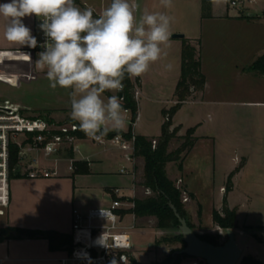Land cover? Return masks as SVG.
I'll return each mask as SVG.
<instances>
[{"label":"crops","instance_id":"1","mask_svg":"<svg viewBox=\"0 0 264 264\" xmlns=\"http://www.w3.org/2000/svg\"><path fill=\"white\" fill-rule=\"evenodd\" d=\"M8 2L11 0H0V4ZM75 2L81 8H94V15H98L111 0ZM138 3L141 12L146 9L149 12H164L172 16L174 19L171 33L184 34V38L189 39L197 48V57L202 63V72L206 76L204 89L193 93L171 117L174 127L179 126L181 132L185 133L189 128H195L196 141L183 158L179 174L171 173L168 169V176L174 181L176 179V182L182 180L180 185L189 197L186 201L187 207L194 216L192 224L198 226H194V230L202 226V231L196 232L210 234L212 230L205 229L215 224L214 209L222 210L226 185L219 187L223 196L217 203H212L209 210L211 221L208 222L201 201L202 193L194 177L208 179L209 186L212 185L211 180L216 177L219 160L224 151L218 135L212 130H217L216 122L218 123L217 119L223 109L226 112L236 111L244 105L256 103L253 100L257 97H264V74H258L251 68L264 53L260 55L244 53L236 57L235 61L225 59L227 55L225 56L224 47H220L222 40L225 41V32L217 26L226 21L244 26L245 22H251L244 18L256 16L255 13L242 15L239 12L231 16L227 9L221 10L217 7L215 0H212V17L202 16V0H173L171 9L164 8L160 0H138ZM139 14L137 13L138 16ZM23 22L37 37L35 16L25 17ZM4 26L5 21L0 17V53H3L0 55V102L11 101L29 117L45 116L54 123L78 124L70 117V90L51 88L45 72L35 62L38 59L36 48L8 42L4 38ZM239 41L243 42L242 40L235 42ZM229 47L233 49L231 44ZM182 49L183 38H173L171 35L169 44L164 49L167 55L152 64L144 75L131 77L132 83L141 92L136 98L138 117L132 129L136 135L154 138L161 134L165 122L163 111L171 109L178 102L176 87L181 76ZM26 54H30L31 58ZM166 64H171L172 69L167 70ZM120 92H106L104 98L113 94L120 96ZM263 97H260L261 103H264ZM126 117V127L120 132H128L130 129L131 116L126 114ZM151 122H155L157 126L159 124V133L151 134L147 131ZM120 132L109 133L117 135ZM105 139L104 143H99L89 137H77L69 148L73 151V157H68V153L63 159L59 157L57 176L28 178L23 175L11 178L8 205L0 214L5 217L0 220V264H61V258L68 253L70 247L52 248L49 240L42 237L18 238L15 237L17 232L10 228L55 231L72 236L75 208L87 211L108 206L102 203L87 205L84 199V194L96 189L99 179L107 175L115 173L121 175V178L118 184L105 186V193H110L114 197L113 190L119 188L124 197L130 200L136 197L137 188L144 187L142 185L144 178L138 177L145 162L144 158L135 155L132 148L124 150L114 144L110 137L106 136ZM89 141L92 142V147L87 144ZM35 155L38 156L41 166L54 167L55 162L46 160L42 153ZM66 160L87 163L89 171L76 172V167L71 170L68 162L63 163ZM113 163L119 164L116 172L109 169ZM122 169H126L128 173H121ZM232 169L233 167L226 169L225 172L223 170L225 178L228 179ZM235 190L233 182V189L227 194V199L230 208L237 209L238 204L232 199ZM215 227L213 230L219 234L225 230L216 224Z\"/></svg>","mask_w":264,"mask_h":264},{"label":"clouds","instance_id":"2","mask_svg":"<svg viewBox=\"0 0 264 264\" xmlns=\"http://www.w3.org/2000/svg\"><path fill=\"white\" fill-rule=\"evenodd\" d=\"M166 9L173 0H160ZM75 0H11L0 4L4 38L35 49L38 39L23 18L35 16L44 35L36 64L49 86L70 90V117L90 139L103 143L109 132L126 127L120 92L126 77H140L166 56L173 17L164 12L140 11L138 0H111L98 15ZM137 13H140L139 16ZM3 55V53H0ZM31 58L30 54H26ZM167 70L172 69L166 64Z\"/></svg>","mask_w":264,"mask_h":264},{"label":"rangeland","instance_id":"3","mask_svg":"<svg viewBox=\"0 0 264 264\" xmlns=\"http://www.w3.org/2000/svg\"><path fill=\"white\" fill-rule=\"evenodd\" d=\"M215 5L221 10L227 9L231 16H234V14L238 12L236 9L229 8L226 0H215ZM254 12L256 17H251L250 19L244 18L251 21L249 23L245 22L244 26L238 23H229L227 21L222 22L220 25L218 24L217 27H220L225 32V41L222 40L220 45V47H224L225 56L227 55L225 59H232V61H235L237 59L236 57L244 53L248 54V52H250L251 55H260L264 53V2L261 6L257 7V10ZM242 29H245V31ZM236 40H242L243 42L239 41L236 43ZM230 44L233 49H230ZM256 72L258 74H264L258 71ZM261 95H263V93ZM260 97L253 100L256 103L244 105L239 110L231 112H226L225 109L222 110V114L217 119L219 121L218 123L216 122L217 130H212L213 133L218 135L224 151L219 160L216 177L211 180L212 185L210 186V181L208 179L204 177H194V181L201 190L203 210L206 221L209 222L211 221L209 210L212 203H217L223 196L220 193L219 187L227 184L228 179L225 178L223 170L225 172L226 169L233 167L232 172L234 174L232 180L235 183L236 190L232 199L238 204V208L236 209V213L238 214V226L233 231L237 243L242 250V255L237 264H241L245 257H252V259L258 260L264 264V103L260 102ZM262 99H264V97ZM158 126L155 122H151V126L147 131L151 134H157L160 131ZM173 127L174 125H172V129ZM216 127L214 126L215 129ZM192 137H196L195 132L191 136L187 131L184 133L179 130L177 136L171 140L169 150L175 151L182 148L184 142H188ZM22 139V136H18V141ZM71 143L72 141L63 145L59 152L60 159L67 156V150L71 148ZM87 144L90 147L93 146L90 141ZM184 154L185 151L181 153V157L177 161H172L167 164V174L168 169L171 173L174 172L176 175L179 174L178 170L185 157ZM67 162L71 165V161L68 160L63 163L66 164ZM13 166L12 170L15 168L16 170H23L25 168V163L21 162L19 157V160L16 164H13ZM118 166V163H113L109 169L110 171L116 172ZM73 167L75 169L74 165ZM144 168L145 162L138 174L139 179H141V177L144 178ZM120 178L121 175L113 173L107 175L105 178L99 179L98 187L84 194L85 203L87 205L99 203L104 205L109 204L113 197L110 193H105V186L118 184ZM178 181L176 182V179L174 181L176 186L184 190L182 185H180L181 182ZM150 194H152L150 189L147 190L145 186H139L135 198H145ZM184 197L185 193H182V209L185 212L187 220L192 223L194 221V216L189 212ZM122 200L125 203V208H130L132 206V201L129 198L123 197ZM199 212L200 211H198V213ZM124 213H126L124 215L126 216L124 218V223L131 234L133 252L135 253L134 258L139 262L146 264L162 260L170 253L173 252L172 254L175 255L176 251L183 248L181 242L175 239V236L181 234L179 227L177 224H174V221L170 217L166 218L165 227L163 229H158L156 227L157 219L154 216L136 217V219H134L130 211L127 210ZM4 218L5 217L0 216V220ZM193 226L198 227L195 224H193ZM199 227L200 228H197L195 231H202V226ZM215 228L214 224V226H210L205 230H212L209 233L217 235L219 233L213 230ZM222 232L221 243L226 241V230ZM205 233L208 232L205 231ZM180 264L207 263L197 258L182 257Z\"/></svg>","mask_w":264,"mask_h":264},{"label":"built area","instance_id":"4","mask_svg":"<svg viewBox=\"0 0 264 264\" xmlns=\"http://www.w3.org/2000/svg\"><path fill=\"white\" fill-rule=\"evenodd\" d=\"M226 2L229 8L236 9L239 14L249 15L255 13L254 11L264 0H226ZM35 20L38 42L43 43L45 38L38 27L41 21L36 17ZM39 43L36 48L37 53L42 50ZM140 94L139 88L135 86V99ZM125 109L126 114L131 116L129 122L133 128L137 118L132 120L131 110ZM78 130L77 123H54L45 117H29L11 101L0 102V214L8 205L11 172L16 171V168L12 170L10 165L12 145L20 147V161L25 163V168L20 170L22 175L28 178H50L59 174V152L65 143L73 142L77 138L74 133ZM18 136H22L23 139L18 141ZM135 140L136 134L133 130L131 138H126L122 134L110 138L111 142L124 150L134 149ZM156 144L157 140H153L154 148ZM39 153H42L46 160L55 162L54 167L41 166L38 156L35 155ZM70 161L69 168L73 170V160ZM121 173L128 171L122 169ZM113 196L112 201L104 208L73 210V243L68 253L61 258V264H133L135 254L131 234L124 223L126 217L124 212L132 209L134 203L132 202L130 208H125L122 200L124 196L119 188L113 190ZM188 200L189 197L185 193L184 201ZM132 214L135 219V214Z\"/></svg>","mask_w":264,"mask_h":264},{"label":"trees","instance_id":"5","mask_svg":"<svg viewBox=\"0 0 264 264\" xmlns=\"http://www.w3.org/2000/svg\"><path fill=\"white\" fill-rule=\"evenodd\" d=\"M202 16L212 17V0H202ZM247 17L249 18V16ZM251 68L254 71L264 73V54L253 63ZM205 83L206 76L202 72L201 60L197 57V48L191 43L189 39L183 38L181 76L176 87V97L178 102L171 109L163 111L165 122L163 123L161 134L158 137L149 138L144 135H136V140L134 143L135 155L143 157L145 161L144 181L142 185H144L147 189H150L152 194L145 198H133L131 201L134 203V207L129 211L134 213L137 218L150 216L156 217V227L158 229H163L165 227V220L167 217H170L174 221V224H177L179 227V220L175 216L173 210L170 208V202L174 203L179 213L186 218L185 212L183 211L181 205L183 190L178 188L175 182L169 178L166 166L169 162L177 161L181 157V153L183 151H185V156L193 147L196 137H192L188 142H184L182 148L180 149L175 151L169 150V144L171 140L177 136V133L180 130L179 126H175L172 129L173 123L171 117L180 109L182 104L193 93L202 91L204 89ZM123 84L124 88L121 91L123 96L122 103L124 108H129L131 110L132 120H135L138 116V103L134 96L135 85L132 83L131 78L128 77L124 79ZM47 119L52 122V120L49 118ZM132 129V126H130L128 132H120V134L124 135L126 138H131ZM194 132L195 128H189L187 130V133H190L191 136ZM74 134L78 138L87 137L85 133L80 130L76 131ZM115 135L116 134L109 133L107 137L111 138ZM153 140H157L155 148L153 147ZM67 151L68 157H73V151L71 149H68ZM19 152L20 147L18 145H12L10 162L11 168H13V164H16V162L19 160ZM73 165L77 168L76 172L83 171L86 173L89 171L87 163L76 161L73 163ZM83 166L85 167L83 168ZM233 174V172L230 173L225 186L222 210L219 211L214 209L213 211L214 223L225 230L237 228L236 209L230 208L227 199V194L233 189ZM22 176L23 175L21 174L20 170L11 172V178ZM188 224L194 229L192 223L188 221ZM10 230L16 231L17 233L15 237L18 238H47L52 248L71 247L73 243L72 236L60 234L55 231L28 230L20 228H10ZM198 235L202 239L211 243L221 244V234ZM175 239L181 242L182 246L185 247V241L182 234L175 236ZM172 253L162 260H157L146 264H180L182 257H190L186 254L173 255ZM133 264L144 263L133 258ZM241 264L263 263L252 259V257H245Z\"/></svg>","mask_w":264,"mask_h":264},{"label":"water","instance_id":"6","mask_svg":"<svg viewBox=\"0 0 264 264\" xmlns=\"http://www.w3.org/2000/svg\"><path fill=\"white\" fill-rule=\"evenodd\" d=\"M173 38H184V34H172ZM122 96V92H120ZM170 208L179 220V230L182 234L185 247L175 252V255L186 254L192 258H197L205 261L207 264H237L242 250L239 247L235 234L232 229L226 230L227 239L221 244H214L202 239L198 233L188 224V221L183 217L176 205L170 202Z\"/></svg>","mask_w":264,"mask_h":264}]
</instances>
